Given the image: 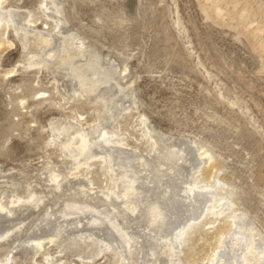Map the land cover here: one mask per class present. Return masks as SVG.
<instances>
[{
  "label": "rangeland",
  "instance_id": "obj_1",
  "mask_svg": "<svg viewBox=\"0 0 264 264\" xmlns=\"http://www.w3.org/2000/svg\"><path fill=\"white\" fill-rule=\"evenodd\" d=\"M0 207V264H264V0H0Z\"/></svg>",
  "mask_w": 264,
  "mask_h": 264
},
{
  "label": "bare ground",
  "instance_id": "obj_2",
  "mask_svg": "<svg viewBox=\"0 0 264 264\" xmlns=\"http://www.w3.org/2000/svg\"><path fill=\"white\" fill-rule=\"evenodd\" d=\"M86 146H87V141L85 139H82L81 142H80V148L81 149H85ZM190 191H191V189H190ZM208 193H211V192L209 191ZM238 219H240L241 221L243 220L242 217H240V214L233 216V220H236V222H237ZM186 225L184 224V226L179 229V231L174 235L173 240H171V243L174 242V241H176L177 238L180 237L183 234L184 228L186 227ZM168 247H169L170 250L172 249V247L170 245H168ZM234 249H232L230 247V249L228 251H226L225 248L224 247H221V245H220L219 249L216 251V253L213 256V261L211 262V264H243V261L244 260H243V256H242L241 252L242 251L245 252V250L247 252L248 251L251 252L252 247H247V248L245 247V249H241V246L240 245H237V246L234 247ZM223 257H225V258L227 257V259L229 258V260H231V261L229 262V260H227L224 263V261H222V258ZM239 259H240V262H238Z\"/></svg>",
  "mask_w": 264,
  "mask_h": 264
}]
</instances>
